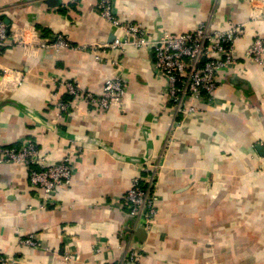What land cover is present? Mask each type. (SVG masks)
Masks as SVG:
<instances>
[{
    "label": "crops",
    "instance_id": "0c3cea01",
    "mask_svg": "<svg viewBox=\"0 0 264 264\" xmlns=\"http://www.w3.org/2000/svg\"><path fill=\"white\" fill-rule=\"evenodd\" d=\"M50 3L0 0L9 23L0 48V144L34 140L47 164L73 144L82 151L70 185L44 198L24 164L0 163V252L17 264H125L137 241L141 264H264V63L239 58L219 70L215 99L176 114L152 49L128 45L95 55L90 45L115 38L95 0ZM114 6L122 20L151 33L184 32L203 21L215 28L242 23L241 45L255 34L264 40V0H114ZM56 33L75 47L42 45ZM114 75L126 87L122 108L102 112L77 101L59 113L58 101L68 98L61 78L99 93ZM147 164L158 206L139 241L133 231L141 226L123 195ZM31 233L40 246L19 243ZM68 250L79 259L66 263Z\"/></svg>",
    "mask_w": 264,
    "mask_h": 264
},
{
    "label": "built area",
    "instance_id": "2783aa9c",
    "mask_svg": "<svg viewBox=\"0 0 264 264\" xmlns=\"http://www.w3.org/2000/svg\"><path fill=\"white\" fill-rule=\"evenodd\" d=\"M64 4L81 5L91 0H62ZM101 17L114 27L112 43L97 42L90 45L95 55H100L106 48L122 49L128 45L152 49L153 65L164 79L162 91L171 104L174 113L190 114L204 105L203 101L215 99V92L220 86L218 72L223 68L237 65L239 58H246L256 65L264 63V40L255 34L252 41L241 45L244 24L230 23L223 28H215L208 21L198 23L184 32L160 30L150 32L141 23L124 21L118 15L114 0H95ZM7 23L0 11V48L8 39ZM42 41V45L55 49L75 47L62 33H56L53 40ZM97 57V56H96ZM59 84L65 88L68 98L57 103L59 113L68 111L73 102L82 101L95 110L107 111L111 106L122 108L125 98V83L121 76L107 78L102 90L94 93L83 89L70 79L61 78ZM202 102V103H201ZM82 146L71 145L70 149L56 162L47 164L45 157L34 140L27 139L19 145L0 144V163H21L27 167L31 185L41 191L43 198L70 185L76 171V161ZM123 195V201L131 217L145 230L149 231L157 213L155 196V173L151 165L141 167ZM142 172H145L144 174ZM19 243L40 246L34 234L19 239ZM102 246L95 248L96 253ZM140 245L130 242L126 251L125 264H141ZM63 259L71 263L79 259L77 251L68 250ZM18 259L0 252V264H17Z\"/></svg>",
    "mask_w": 264,
    "mask_h": 264
},
{
    "label": "water",
    "instance_id": "95a60500",
    "mask_svg": "<svg viewBox=\"0 0 264 264\" xmlns=\"http://www.w3.org/2000/svg\"><path fill=\"white\" fill-rule=\"evenodd\" d=\"M49 1L51 2L50 4L56 5V2L58 0L57 1L49 0ZM7 32L9 33V23L8 22H7ZM133 233L139 241H143L146 237V232L142 227H138V228L134 229Z\"/></svg>",
    "mask_w": 264,
    "mask_h": 264
}]
</instances>
